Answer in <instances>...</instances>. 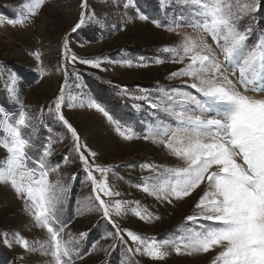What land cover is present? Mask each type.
<instances>
[{
  "label": "snow or ice",
  "instance_id": "snow-or-ice-1",
  "mask_svg": "<svg viewBox=\"0 0 264 264\" xmlns=\"http://www.w3.org/2000/svg\"><path fill=\"white\" fill-rule=\"evenodd\" d=\"M45 3L46 0H30L18 18H0V25L5 20L9 26L33 23ZM177 7L179 11L170 23L163 24L157 19L151 23L180 36L179 43L163 46L161 52L165 55L154 61L146 62L141 57L138 66L166 61L182 65L168 77L180 80V84L158 89L155 97L147 93L130 98L146 102L156 121L145 128L143 139L161 147L179 163L141 162L140 169L148 175L135 187L158 203L172 207L198 197L192 212L165 239L142 236L122 228L113 219L126 216L129 211L145 223L160 217L142 208L139 200L117 199L123 194L108 181L113 166L97 164L98 153L66 119L63 108L76 106L77 99L68 91L67 65L79 62L94 68L101 66L99 59H81L71 54L66 35L58 69L63 70L64 79L54 108L48 105L45 108L70 135L72 150L81 166L72 179L82 171L91 183L92 197L87 207L99 212L111 225L113 231L101 238H110L114 243L98 248V240L88 241L90 233L66 232L70 223L65 220L66 206L71 189L60 177V168L75 161L62 155L61 161L53 164L56 139L48 135L39 144L36 142L40 128L49 133L52 130L42 114H30L20 101L15 114L0 106V149L4 150L0 156V184L10 187L22 202V211L30 218L32 227L42 230L46 239L30 244L20 233H13L11 241L5 235V244L11 246L15 242L26 253L50 256L51 260L45 264H76L90 252L117 246L126 249L128 264H137L133 259L137 255L159 261L172 252L211 256L209 264H264V40L250 47L248 41L254 29L245 23L257 11V0H177ZM80 8L79 20L71 33L85 23L86 0H81ZM138 18L149 20L144 14ZM182 27H190L196 35L181 34L177 29ZM31 54L38 62L40 76L46 75L45 68L39 66L40 53ZM122 63L132 66L133 61ZM124 94L130 95L126 91ZM68 100L73 103L66 105ZM80 100V107L102 113L124 141L139 138L132 127L115 119L100 103L88 100L85 105L83 93ZM95 173H99V178ZM52 174L56 179L51 178ZM83 208L78 201V211ZM20 259L25 264L23 256Z\"/></svg>",
  "mask_w": 264,
  "mask_h": 264
},
{
  "label": "rangeland",
  "instance_id": "rangeland-1",
  "mask_svg": "<svg viewBox=\"0 0 264 264\" xmlns=\"http://www.w3.org/2000/svg\"><path fill=\"white\" fill-rule=\"evenodd\" d=\"M29 2L30 0H0V18H18L26 11L24 5ZM80 4L81 0H46L33 23L9 26L5 20L0 25V106L9 114H15L22 101L30 114H42L45 124L52 131L49 133L47 129L40 128L37 144L51 135L57 141L53 145V164L60 162L62 155L75 161L68 165L62 164L60 168V177L71 189L66 206L65 220L70 221L66 232L76 235L80 232L90 233L88 241L98 240V248L113 244L112 239L101 238L105 233L113 231L111 225L99 212L87 207L89 198L92 197L91 183L86 180L82 171L75 180L72 179V174L78 172L81 166L72 150L71 137L62 125L49 116L45 108V105L54 108L55 97L64 79L63 70L58 69L62 63V40L69 35L71 54L81 59H99L101 66L94 68L79 62L67 65L70 73L68 91L71 97L77 99L76 106H65L63 113L78 130L82 140L98 153L96 163L113 166L108 181L114 190L123 194L117 199L139 200L142 208L146 207L160 217L159 220L145 223L129 211L126 216H113V219L122 228L150 239L168 238L192 212L194 201L198 197L177 202L172 207L158 203L135 187L142 177L148 175L140 169L141 162L164 165L179 162L168 156L161 147L143 139L145 128L156 121L146 102L130 96L151 93L155 97L158 89L180 84V80H170L168 77L169 73L182 65L166 61L159 65L151 63L147 67L138 66L141 57L146 62L154 61L158 56L165 55L161 52L163 46L179 43L180 36L165 28H156L151 23L152 19L163 24L170 23L174 14L179 11L177 0H86L85 23L75 33H71L82 11ZM257 5V11L245 21L254 29L248 41L250 47L258 40H264V0H257ZM139 14L148 16L149 20H140ZM177 31L196 35L190 27L178 28ZM33 52L41 55L39 66L47 72L42 77L37 71L38 62L31 54ZM129 59L133 61L132 66L122 63ZM73 71L76 74H71ZM125 91L130 95H125ZM81 93L85 105L88 100L100 103L115 119L132 127L139 138L124 141L102 113L86 106L80 107ZM69 103L73 101H66V105ZM3 155L4 150L0 149V156ZM116 165L134 167H115ZM95 175L99 178V173ZM51 178L56 179V175L52 174ZM78 201L84 205L81 211H78ZM22 208V202L10 187L0 184V264H21L22 256L25 264H45L51 260L50 256L26 253L15 242L11 246L4 243L5 235L11 241L13 233H20L30 244L46 239L42 230L32 227L30 218ZM211 258L204 255H177L172 252L159 261L140 255L133 259L137 264H209ZM76 264H128V255L123 246H117L115 249L107 248V251L90 252L83 260H77Z\"/></svg>",
  "mask_w": 264,
  "mask_h": 264
}]
</instances>
